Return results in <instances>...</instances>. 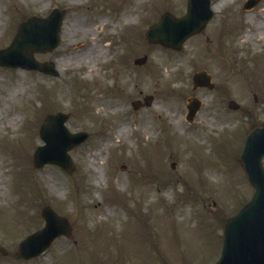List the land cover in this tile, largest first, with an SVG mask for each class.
<instances>
[{
    "label": "rangeland",
    "instance_id": "rangeland-1",
    "mask_svg": "<svg viewBox=\"0 0 264 264\" xmlns=\"http://www.w3.org/2000/svg\"><path fill=\"white\" fill-rule=\"evenodd\" d=\"M213 1L205 33L176 51L148 42L144 31L165 9L184 12L186 0H0V47L25 17L64 9L58 45L34 54L54 62L57 75L0 66V244L9 251L0 254V264H209L217 257L223 218L252 191L236 154L264 118V39L252 35L264 24V0L250 10L240 7L244 0ZM96 11L106 15L101 27L112 44L107 63L96 61L82 80L86 66L61 58L92 54L91 41L78 43L85 34L91 38L85 30L99 21H91ZM118 11L131 14L126 26ZM217 25L228 31L230 44L210 54L206 48L214 50L215 41L204 37ZM142 54L146 62L133 64ZM202 68L212 89L192 87V73ZM147 93L152 103L133 109L130 101ZM191 95L201 105L189 122ZM230 98L237 109L227 106ZM58 110L69 113L70 131L88 134L69 150L71 173L32 162L33 148L42 143L39 124ZM121 124L125 130L118 133ZM45 204L68 218L71 233L40 255L19 259L17 242L42 226Z\"/></svg>",
    "mask_w": 264,
    "mask_h": 264
},
{
    "label": "water",
    "instance_id": "water-1",
    "mask_svg": "<svg viewBox=\"0 0 264 264\" xmlns=\"http://www.w3.org/2000/svg\"><path fill=\"white\" fill-rule=\"evenodd\" d=\"M254 1L248 0L246 5H251ZM210 15L209 0H188L185 15L177 17L165 11L159 21L148 28L146 36L150 41L179 47L184 38L204 26ZM61 17L62 11L54 9L47 18L32 16L22 21L10 46L0 49V64L21 65L55 73L51 63L38 62L33 58L32 51H45L56 45ZM204 76L202 72L195 73V83L200 82ZM150 99L151 96H146V103H149ZM230 104L236 106L233 101H230ZM196 106L197 101L194 100L189 105L188 117L192 116ZM64 119L63 113L52 114L41 124L40 135L45 144L38 146L34 151L35 165L53 162L68 171L71 170L72 163L67 150L79 142L84 134L66 135ZM263 154L264 122L261 127L254 128L246 136L244 147L239 154V160L253 187L252 197L234 216L225 219L221 254L213 264H264V168L261 163ZM42 215L45 227L28 235L19 244V255L30 256L34 251L39 252L55 236L69 232L65 219L58 216L49 206L42 209ZM0 250L3 251L1 247Z\"/></svg>",
    "mask_w": 264,
    "mask_h": 264
},
{
    "label": "bare ground",
    "instance_id": "bare-ground-1",
    "mask_svg": "<svg viewBox=\"0 0 264 264\" xmlns=\"http://www.w3.org/2000/svg\"><path fill=\"white\" fill-rule=\"evenodd\" d=\"M215 3H213V7H214ZM262 10L263 9H259V12L264 15V12ZM100 12L101 11H96V13L92 16V20H91L92 22H94L97 18H100L99 21L94 23L93 26H87L86 27L85 31L87 32V34L91 35V38L88 39V37L85 34V38L82 39L83 41L78 43L79 46L80 45L82 46V45H84L85 41H87V40L91 41L90 46L94 47V50L92 51V54L82 56V58H79V57L78 58H73V57L71 58L70 54L68 52L67 56H65L64 58H61V61H62L63 64H64V61H67V63H69L68 65L74 64L75 66H79V65L86 66L85 74H83L81 76L82 80H87L89 78L90 74L94 70L93 66H94V63L96 61H99L100 63H103V64L107 63V60L103 59L104 58V53L106 51V48L111 46L112 41H110L108 38H106L107 37V33L103 34V27H101V26H104V24H106V19L107 18H106V15H104V14L101 15ZM116 14H117L119 19H121V18L123 19V25H126V24H128L130 22L131 14L129 12L127 14L123 15V16H121L119 14V11ZM111 24H112V26H114L113 23H111ZM260 25H262V27L256 26V32H253V34L256 33L255 35L258 38L264 39V24L260 23ZM97 34H99V37H100L98 42H96ZM116 40L120 43L121 42V37L118 36ZM105 74H106V72H105ZM101 79L104 80L105 76L102 77ZM65 85H66V83H65ZM61 90L63 92V88ZM16 91H17V88H14L12 90V93H15ZM92 93H93V91H92ZM103 102L110 103L109 100L108 101L104 100ZM101 108H105V107L103 106ZM18 112H20V111H18ZM123 125L124 124H121L118 127V133H120L123 130H125ZM117 180H118L119 183H124L125 177H118ZM0 186L4 188L5 184L2 183V184H0Z\"/></svg>",
    "mask_w": 264,
    "mask_h": 264
}]
</instances>
